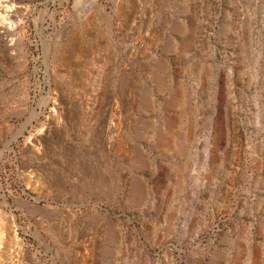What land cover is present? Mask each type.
<instances>
[{"label":"rangeland","instance_id":"rangeland-1","mask_svg":"<svg viewBox=\"0 0 264 264\" xmlns=\"http://www.w3.org/2000/svg\"><path fill=\"white\" fill-rule=\"evenodd\" d=\"M13 225L0 264H264V0H0Z\"/></svg>","mask_w":264,"mask_h":264},{"label":"bare ground","instance_id":"bare-ground-1","mask_svg":"<svg viewBox=\"0 0 264 264\" xmlns=\"http://www.w3.org/2000/svg\"><path fill=\"white\" fill-rule=\"evenodd\" d=\"M8 238H9V242L7 243L8 245H7V247L4 249V251H1L0 250V252L1 253H3L4 252V254L5 253H7V252H9L10 251V245L12 244V243H14V240H16V226L15 225H13L12 227H11V230L9 231V233H8ZM18 239V238H17ZM8 254V253H7ZM6 255V254H5ZM3 257V256H2Z\"/></svg>","mask_w":264,"mask_h":264}]
</instances>
